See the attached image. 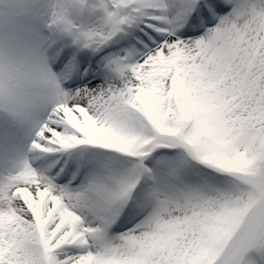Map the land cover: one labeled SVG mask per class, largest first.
Wrapping results in <instances>:
<instances>
[{"label":"snow or ice","instance_id":"1","mask_svg":"<svg viewBox=\"0 0 264 264\" xmlns=\"http://www.w3.org/2000/svg\"><path fill=\"white\" fill-rule=\"evenodd\" d=\"M0 264H264V0H0Z\"/></svg>","mask_w":264,"mask_h":264}]
</instances>
